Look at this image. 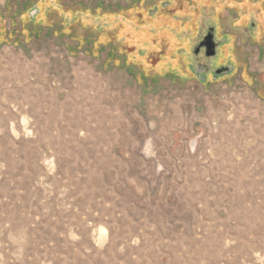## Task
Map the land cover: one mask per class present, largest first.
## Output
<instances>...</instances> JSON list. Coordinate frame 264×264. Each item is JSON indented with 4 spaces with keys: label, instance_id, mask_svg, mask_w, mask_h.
<instances>
[{
    "label": "rangeland",
    "instance_id": "rangeland-1",
    "mask_svg": "<svg viewBox=\"0 0 264 264\" xmlns=\"http://www.w3.org/2000/svg\"><path fill=\"white\" fill-rule=\"evenodd\" d=\"M255 1L0 0V264H264Z\"/></svg>",
    "mask_w": 264,
    "mask_h": 264
},
{
    "label": "water",
    "instance_id": "water-1",
    "mask_svg": "<svg viewBox=\"0 0 264 264\" xmlns=\"http://www.w3.org/2000/svg\"><path fill=\"white\" fill-rule=\"evenodd\" d=\"M216 45L217 43L214 40L213 28L210 27L207 34L203 36L202 40L199 41L197 47L195 48L194 53L204 48V54L208 57L214 56L216 54ZM230 70V66H223L215 70V73H224Z\"/></svg>",
    "mask_w": 264,
    "mask_h": 264
},
{
    "label": "flooded vegetation",
    "instance_id": "flooded-vegetation-1",
    "mask_svg": "<svg viewBox=\"0 0 264 264\" xmlns=\"http://www.w3.org/2000/svg\"><path fill=\"white\" fill-rule=\"evenodd\" d=\"M255 2H256V4H261V3H262V1H260V0H256ZM208 30H209V29H208ZM202 49L204 50V48H201V50H202ZM198 52H199V51H198ZM198 52H197V54H198Z\"/></svg>",
    "mask_w": 264,
    "mask_h": 264
},
{
    "label": "trees",
    "instance_id": "trees-1",
    "mask_svg": "<svg viewBox=\"0 0 264 264\" xmlns=\"http://www.w3.org/2000/svg\"><path fill=\"white\" fill-rule=\"evenodd\" d=\"M142 32H143V33L146 35V31H145V30H144V31H142ZM145 35H144V36H145Z\"/></svg>",
    "mask_w": 264,
    "mask_h": 264
}]
</instances>
